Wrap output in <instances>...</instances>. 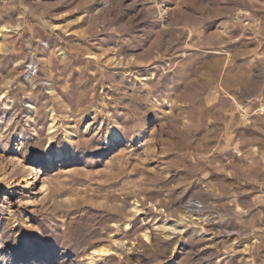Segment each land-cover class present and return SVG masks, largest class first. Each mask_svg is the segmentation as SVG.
Here are the masks:
<instances>
[{"label":"rangeland","instance_id":"rangeland-1","mask_svg":"<svg viewBox=\"0 0 264 264\" xmlns=\"http://www.w3.org/2000/svg\"><path fill=\"white\" fill-rule=\"evenodd\" d=\"M4 93L0 264H264V0H0Z\"/></svg>","mask_w":264,"mask_h":264},{"label":"bare ground","instance_id":"bare-ground-1","mask_svg":"<svg viewBox=\"0 0 264 264\" xmlns=\"http://www.w3.org/2000/svg\"><path fill=\"white\" fill-rule=\"evenodd\" d=\"M159 13L161 14V11L159 10ZM6 93V92H5ZM4 93V95H2L0 97V101L2 102L4 99H6V94ZM10 103H11V100L9 98H7L6 102L3 103V107L6 109V108H9L10 106ZM28 114H31L32 112L35 111V106L32 104V103H28ZM94 114V111L92 110L89 114H88V117H91L93 116ZM56 119L54 118V116H51L50 117V120H49V126H48V132L50 133L51 130H54L55 127H56ZM120 131L118 129V127L116 126V124H112L110 126L107 127L105 133H104V140H105V145H113L114 143L118 142L119 139H120ZM74 153V148L73 146H65L64 149H61L57 146L54 145L53 141H52V138H48V141L46 143V146L44 147V156L45 158L47 159L48 163L49 164H52L54 161H60L62 160L63 158H67L69 157L70 154ZM30 170H33V169H30ZM33 178H34V181H36V178H37V174H34L33 173ZM25 178L22 179V181H24ZM32 187V183H29L26 185V188L27 189H31ZM198 208H201V206H197ZM133 210L135 213L138 212L137 210V207L134 206L133 207ZM130 224L128 222H123L121 224V227H123L124 229H127L129 228ZM142 237L145 238L146 240L148 239V235H147V232L145 231L144 233H142ZM104 254H107V248H105L104 246H97L96 248L93 249V251L91 252L90 254V261H88V263H93V258H94V261H95V258H99L104 256Z\"/></svg>","mask_w":264,"mask_h":264}]
</instances>
